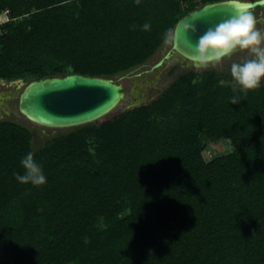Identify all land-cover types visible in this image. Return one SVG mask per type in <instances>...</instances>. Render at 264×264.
<instances>
[{
    "label": "trees",
    "instance_id": "1",
    "mask_svg": "<svg viewBox=\"0 0 264 264\" xmlns=\"http://www.w3.org/2000/svg\"><path fill=\"white\" fill-rule=\"evenodd\" d=\"M212 1L0 0L11 16L0 79L127 72ZM233 84L230 72L189 69L39 146L28 125L0 119V264H264V83L246 95ZM222 139L231 150L206 159ZM29 150L46 184L13 175Z\"/></svg>",
    "mask_w": 264,
    "mask_h": 264
},
{
    "label": "water",
    "instance_id": "2",
    "mask_svg": "<svg viewBox=\"0 0 264 264\" xmlns=\"http://www.w3.org/2000/svg\"><path fill=\"white\" fill-rule=\"evenodd\" d=\"M246 3L251 6V11L261 7L263 15L255 20L264 21V0H246ZM234 12L235 8L223 3L222 0H217L186 13L174 27V34L179 37L178 41L171 35V46L150 70L174 61L175 55L189 59L188 56L193 51L191 45L195 44L197 37L210 24L218 23ZM193 15H201L203 19L196 22L198 31L190 32V45L184 38L181 23L185 18L191 20ZM132 71L133 69L127 71L123 76L129 75ZM123 98V86L113 77L70 72L28 81L19 94L18 109L26 118L42 126L68 128L92 123L113 113Z\"/></svg>",
    "mask_w": 264,
    "mask_h": 264
},
{
    "label": "clouds",
    "instance_id": "3",
    "mask_svg": "<svg viewBox=\"0 0 264 264\" xmlns=\"http://www.w3.org/2000/svg\"><path fill=\"white\" fill-rule=\"evenodd\" d=\"M233 8L235 12L222 18L218 23L210 24L207 29L197 37L195 44L191 45L190 32H197V21L203 19L201 15H193L191 20L183 19L182 28L184 38L193 51L188 58L196 67L215 65L237 50H246L250 55L242 61L232 62L230 73L234 84L233 92L246 95L248 90L259 88L264 83V30L256 26L255 14L246 0H222ZM144 30L151 29V23L146 21L142 26ZM177 40L173 28L166 30ZM232 96V103H238L237 95ZM23 172L13 173L16 180L22 184L40 186L47 183V177L42 164L35 158V153L27 151L20 158Z\"/></svg>",
    "mask_w": 264,
    "mask_h": 264
},
{
    "label": "rangeland",
    "instance_id": "4",
    "mask_svg": "<svg viewBox=\"0 0 264 264\" xmlns=\"http://www.w3.org/2000/svg\"><path fill=\"white\" fill-rule=\"evenodd\" d=\"M261 10V7H257L252 10V12L255 14V17H258L261 14ZM9 20H11V16L8 10L1 11L0 25ZM256 26L261 30H264V21H257ZM171 43L172 40L170 38L151 59L145 64L140 65L137 69L134 68L129 75L123 76L126 73L124 72L112 76L116 81L122 84L125 92L124 98L114 110V113L151 100L168 87L176 77H179L189 69L201 71L205 68H217L223 72L229 73L232 62L242 61L250 55L246 50H237L230 56L223 58L218 64H210L207 67H196L192 64L191 60L180 58L165 63L160 68L150 70L151 66L157 62V60L164 54L165 50L171 46ZM175 65H177V68L172 73L171 69ZM65 68L67 71L73 70L72 65H67ZM30 80L31 78H13L10 80L0 79V119H15L28 125L33 131L34 145L39 146V144L44 142L48 137L56 136L59 133L64 132L66 129L42 126L32 122L20 113L18 109V97L26 83ZM226 80L227 79H224V81ZM230 150L231 145L229 141L224 139L212 141L207 143L204 149V156L206 159H211L214 156L229 152Z\"/></svg>",
    "mask_w": 264,
    "mask_h": 264
},
{
    "label": "bare ground",
    "instance_id": "5",
    "mask_svg": "<svg viewBox=\"0 0 264 264\" xmlns=\"http://www.w3.org/2000/svg\"><path fill=\"white\" fill-rule=\"evenodd\" d=\"M174 58H176V59H180V58H183L182 56L180 57V56H178V55H175L174 57H173V59ZM124 96H125V92H124Z\"/></svg>",
    "mask_w": 264,
    "mask_h": 264
},
{
    "label": "flooded vegetation",
    "instance_id": "6",
    "mask_svg": "<svg viewBox=\"0 0 264 264\" xmlns=\"http://www.w3.org/2000/svg\"><path fill=\"white\" fill-rule=\"evenodd\" d=\"M261 15H263V13H261L259 16H261ZM259 16H258V17H259ZM255 18H257V17H255Z\"/></svg>",
    "mask_w": 264,
    "mask_h": 264
}]
</instances>
